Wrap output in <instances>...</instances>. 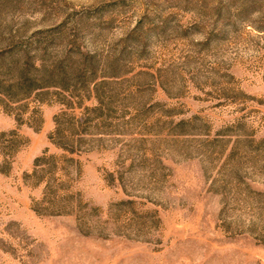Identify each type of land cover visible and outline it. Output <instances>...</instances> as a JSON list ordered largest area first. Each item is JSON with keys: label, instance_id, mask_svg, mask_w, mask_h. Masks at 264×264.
Segmentation results:
<instances>
[{"label": "rangeland", "instance_id": "rangeland-1", "mask_svg": "<svg viewBox=\"0 0 264 264\" xmlns=\"http://www.w3.org/2000/svg\"><path fill=\"white\" fill-rule=\"evenodd\" d=\"M0 264H264V0H0Z\"/></svg>", "mask_w": 264, "mask_h": 264}, {"label": "trees", "instance_id": "trees-1", "mask_svg": "<svg viewBox=\"0 0 264 264\" xmlns=\"http://www.w3.org/2000/svg\"><path fill=\"white\" fill-rule=\"evenodd\" d=\"M28 59L29 58H27V54H26L25 58L23 59V64H22V66H21V68L17 74V85H20V87H26V89H27L26 93L28 92V90L31 91L33 89L32 88L33 82H32V79L30 77V72L32 70H37L34 67V65L30 62V59H29V61H27ZM78 124H79V122H78ZM53 143L56 144V146H58L62 150L67 151L68 153L74 152L72 147L67 148V146H65L64 144H61V143H58L55 141ZM50 158L53 159V157H50ZM41 162H42V158H36L34 160V167H37ZM34 173H35V170H34Z\"/></svg>", "mask_w": 264, "mask_h": 264}]
</instances>
